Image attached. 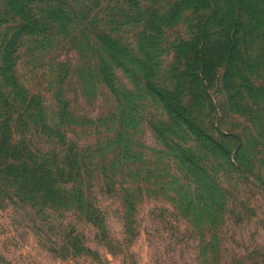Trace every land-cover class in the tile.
Listing matches in <instances>:
<instances>
[{
    "label": "rangeland",
    "instance_id": "obj_1",
    "mask_svg": "<svg viewBox=\"0 0 264 264\" xmlns=\"http://www.w3.org/2000/svg\"><path fill=\"white\" fill-rule=\"evenodd\" d=\"M121 2L162 12L172 3ZM220 6L229 8L227 22L238 18L239 5L224 0ZM215 11L220 7L187 11L165 30L157 51L138 50L139 32L131 27L113 37L134 57L150 56L157 85L178 86L173 71L186 52L174 46L199 23L209 28ZM7 19L0 45L17 31V20ZM253 19L242 15L239 39H248L235 53L242 55L246 81L263 86L243 100L229 80L225 90L224 68L208 73L194 99L203 106L191 116L231 151L232 163L217 154V143L198 146L169 125L145 78L133 80L121 68H130L128 61L100 50L93 28L88 34L56 27L18 38L9 77L38 101L59 133L48 139L33 125L0 77V141L26 148L2 164L20 166L32 157L68 174L44 184L58 194L52 195L30 184L28 173L15 167L7 176L0 166V264H264V19L258 25Z\"/></svg>",
    "mask_w": 264,
    "mask_h": 264
},
{
    "label": "trees",
    "instance_id": "obj_2",
    "mask_svg": "<svg viewBox=\"0 0 264 264\" xmlns=\"http://www.w3.org/2000/svg\"><path fill=\"white\" fill-rule=\"evenodd\" d=\"M121 1L124 0H0V29L11 24L7 18L17 20L15 21L17 25L15 34L0 45V77L5 87L12 88L14 103L19 105L22 102L25 115L30 116V122L33 125L44 130L42 133L48 139L53 138L55 133H59L58 128L53 124V118L43 115L45 110L42 109L38 101L29 97L28 93L14 80L15 77H12V67L14 66L12 57L15 52L13 49L18 38L22 39L25 35L42 36L56 27L67 28V30L74 27L76 32L89 34L93 28L91 36L100 50L114 61L122 63L125 60L128 61L127 64H130V68H126L125 65L121 68L133 80H138L141 76L145 78L154 97L158 99L170 117L169 125H173L177 130L186 131L185 133L192 137L191 142H196L198 146L201 144L215 146L217 140L208 134L204 122L191 118L193 110L203 106L199 100L200 97L194 100L196 94L198 95L196 91L203 86L208 73L217 74V70L220 68H224L225 90L229 92L230 86L232 89L235 88L243 100L252 93H256L255 88L263 86H256L254 83L248 82V79L246 81L244 77L248 71L244 68L246 66L241 63L242 55L236 54L235 51H243V47L246 46L242 44H246V39H248L246 36L239 39L240 33L243 32L242 15H252L254 18L252 21L257 22L258 25L264 19V0H231L234 5L240 7L238 18L234 19L233 23L227 22L229 20L226 17V12L229 8L226 10L224 6H220L224 0H171L172 3L167 4L164 12L160 11L161 8L158 6L152 10L143 11L144 7H141L140 3L134 2L131 6L128 3L123 4ZM212 2H216L213 7ZM217 6L220 7L221 12L215 11L208 18L207 21L210 20L209 28L199 23L196 29L189 34L188 39H182L174 46V51L186 52L182 59L184 64H179L178 68L173 71L178 76V86L174 81L167 87L157 85L150 56L141 53L140 57H134L130 49L113 37V34L120 31L121 28L131 27L137 33L139 32L138 50L157 51L165 35V30L176 26L187 11L200 15V13L211 11ZM229 26L234 29L227 31L226 28ZM113 27L119 28L112 32ZM207 51H212L216 57H211L212 53L209 56L210 53ZM188 54H192L194 59H191V55ZM99 71L101 74L102 66ZM9 72L12 75L11 78ZM228 77L229 79H227ZM226 80H229L230 86L226 84ZM105 82L114 90L113 81L105 79ZM180 85L182 91L178 95L175 88ZM20 116L18 115V117ZM16 132L18 133V131ZM11 144L10 139L5 138L0 141V166L4 167L7 176H11V172L16 167L15 171H20L24 175L28 173V182L39 188L40 192L58 195L56 192H52V188L47 190L43 186L57 176L67 175L66 169L58 167V172H54L48 165L49 162H45L43 166L48 167L45 168L42 166V162L37 163L32 157L26 159L20 166L11 165L9 162L3 165V162L10 161L11 158H16L14 156L26 152L24 146L18 147V145ZM217 145L220 147V149L216 148L218 155L229 157V163L237 161L233 155L231 156V151L226 150L218 143ZM189 151L195 153L193 148H189Z\"/></svg>",
    "mask_w": 264,
    "mask_h": 264
}]
</instances>
